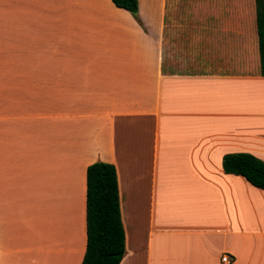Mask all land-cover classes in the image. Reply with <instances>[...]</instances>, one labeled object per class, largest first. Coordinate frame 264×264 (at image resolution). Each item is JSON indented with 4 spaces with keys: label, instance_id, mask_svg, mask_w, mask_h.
I'll return each instance as SVG.
<instances>
[{
    "label": "crops",
    "instance_id": "0c3cea01",
    "mask_svg": "<svg viewBox=\"0 0 264 264\" xmlns=\"http://www.w3.org/2000/svg\"><path fill=\"white\" fill-rule=\"evenodd\" d=\"M0 0V264H79L84 170L113 166L118 264H264L253 0Z\"/></svg>",
    "mask_w": 264,
    "mask_h": 264
},
{
    "label": "trees",
    "instance_id": "16d2710c",
    "mask_svg": "<svg viewBox=\"0 0 264 264\" xmlns=\"http://www.w3.org/2000/svg\"><path fill=\"white\" fill-rule=\"evenodd\" d=\"M136 21V0H110ZM259 74L264 76V0H253ZM221 170L264 192V162L248 153L222 155ZM114 168L94 161L84 170V249L79 264H118L124 252Z\"/></svg>",
    "mask_w": 264,
    "mask_h": 264
},
{
    "label": "rangeland",
    "instance_id": "374dc122",
    "mask_svg": "<svg viewBox=\"0 0 264 264\" xmlns=\"http://www.w3.org/2000/svg\"><path fill=\"white\" fill-rule=\"evenodd\" d=\"M1 41H0V49L1 47ZM11 61H16V54L15 53H9V54H1L0 53V77L5 76L4 73L7 71L4 69L5 65L2 64V62H11Z\"/></svg>",
    "mask_w": 264,
    "mask_h": 264
},
{
    "label": "built area",
    "instance_id": "2783aa9c",
    "mask_svg": "<svg viewBox=\"0 0 264 264\" xmlns=\"http://www.w3.org/2000/svg\"><path fill=\"white\" fill-rule=\"evenodd\" d=\"M219 261L220 263H223V264H228L230 262V258L225 255V254H222L220 257H219Z\"/></svg>",
    "mask_w": 264,
    "mask_h": 264
}]
</instances>
